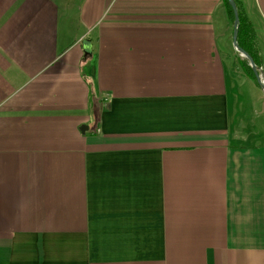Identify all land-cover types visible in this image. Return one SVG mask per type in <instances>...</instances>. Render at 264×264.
<instances>
[{
    "label": "crops",
    "instance_id": "0c3cea01",
    "mask_svg": "<svg viewBox=\"0 0 264 264\" xmlns=\"http://www.w3.org/2000/svg\"><path fill=\"white\" fill-rule=\"evenodd\" d=\"M237 2L264 69V0ZM233 23L223 0H0V264H264Z\"/></svg>",
    "mask_w": 264,
    "mask_h": 264
},
{
    "label": "rangeland",
    "instance_id": "374dc122",
    "mask_svg": "<svg viewBox=\"0 0 264 264\" xmlns=\"http://www.w3.org/2000/svg\"><path fill=\"white\" fill-rule=\"evenodd\" d=\"M235 51L236 53H235L234 67H235V71L237 72V79L247 80L250 83V84L249 83L247 84V87L246 85H244V88L241 89L242 97L250 100L251 102V108L249 110L250 121L255 131L258 130L261 133V135H264V94H263V91L258 83L257 77L252 67L250 66L249 60L246 57L242 56L237 50ZM243 59L248 61V64L251 67V70L254 73L256 79H253L251 76H249V74L246 72V70L242 66L241 62ZM258 65L260 66V64Z\"/></svg>",
    "mask_w": 264,
    "mask_h": 264
},
{
    "label": "trees",
    "instance_id": "16d2710c",
    "mask_svg": "<svg viewBox=\"0 0 264 264\" xmlns=\"http://www.w3.org/2000/svg\"><path fill=\"white\" fill-rule=\"evenodd\" d=\"M223 1L225 5L228 7L231 20L234 21V12H233L231 5L229 4V1L228 0H223ZM239 13H240V27H239L238 42L241 47H243L246 51H248L254 57L256 63L260 64L258 60L259 57H258V50L256 46L254 29L252 25L250 24V22L246 19L243 12L239 11ZM241 63L244 69L246 70V72L249 74V76H251L253 79H256L254 73L251 70V67L248 64V61L243 59Z\"/></svg>",
    "mask_w": 264,
    "mask_h": 264
},
{
    "label": "water",
    "instance_id": "95a60500",
    "mask_svg": "<svg viewBox=\"0 0 264 264\" xmlns=\"http://www.w3.org/2000/svg\"><path fill=\"white\" fill-rule=\"evenodd\" d=\"M233 12H234V23H233V44L235 49L244 57H246L249 62H250V66L252 67L258 83L263 91L264 94V69L259 66L256 61L254 60V58L244 49L240 46L239 42H238V35H239V27H240V13H239V8L238 5L236 3L235 0H228ZM86 129H88L87 125H83L81 127V130L85 133Z\"/></svg>",
    "mask_w": 264,
    "mask_h": 264
}]
</instances>
